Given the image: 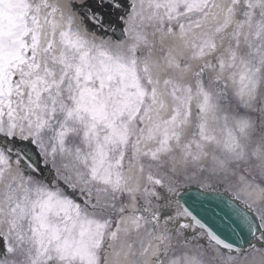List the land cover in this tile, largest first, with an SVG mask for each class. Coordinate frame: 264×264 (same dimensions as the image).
Here are the masks:
<instances>
[{
  "label": "snow or ice",
  "instance_id": "6c2138e0",
  "mask_svg": "<svg viewBox=\"0 0 264 264\" xmlns=\"http://www.w3.org/2000/svg\"><path fill=\"white\" fill-rule=\"evenodd\" d=\"M0 264H264V0H0Z\"/></svg>",
  "mask_w": 264,
  "mask_h": 264
}]
</instances>
